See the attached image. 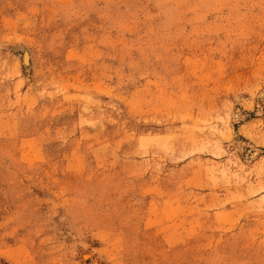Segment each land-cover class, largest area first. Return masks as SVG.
Masks as SVG:
<instances>
[{"label": "rangeland", "instance_id": "1", "mask_svg": "<svg viewBox=\"0 0 264 264\" xmlns=\"http://www.w3.org/2000/svg\"><path fill=\"white\" fill-rule=\"evenodd\" d=\"M0 264H264V0H0Z\"/></svg>", "mask_w": 264, "mask_h": 264}]
</instances>
